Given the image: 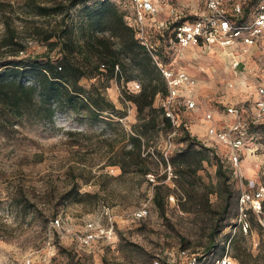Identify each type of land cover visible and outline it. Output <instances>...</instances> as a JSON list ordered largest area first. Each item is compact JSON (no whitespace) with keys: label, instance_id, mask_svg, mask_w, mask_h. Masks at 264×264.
Masks as SVG:
<instances>
[{"label":"rangeland","instance_id":"374dc122","mask_svg":"<svg viewBox=\"0 0 264 264\" xmlns=\"http://www.w3.org/2000/svg\"><path fill=\"white\" fill-rule=\"evenodd\" d=\"M260 1L246 0L244 22L254 20ZM111 2L136 26L132 0ZM71 3L0 0V264H213L224 254L231 256V264H264V121L242 115L245 141L238 164L230 146L209 134L210 127L222 129L236 121L227 106L253 105L258 98L264 39L260 50L246 52L239 44L233 56L223 45H181L174 25L205 10L195 0H173V12L162 4L158 14L148 16L147 42L165 68L196 80L195 105L180 87L172 105L176 130L163 136L150 132L151 155L139 163H149L152 173H123L114 163L124 145L123 129L136 122L137 107L122 99L125 90L139 91L138 79H109L105 93L116 111L98 116L55 108L49 120L40 116L38 100L18 110L5 102L12 81L36 84L39 71L30 69V76L23 77L6 70L10 61L60 55L58 48L48 51L38 33L64 34L72 23L76 31L84 29L85 5ZM9 34H15L16 44ZM75 61L91 71L82 57ZM97 79L85 77L80 83L90 87ZM164 100L158 97L157 103L164 105ZM186 129L214 149L220 172L213 152V164L204 160L199 169L196 162L178 169L160 162L186 146L181 140ZM247 194L250 198L242 202ZM256 200L260 210L253 207ZM110 227L112 234L102 233ZM90 234L93 238H86Z\"/></svg>","mask_w":264,"mask_h":264},{"label":"trees","instance_id":"16d2710c","mask_svg":"<svg viewBox=\"0 0 264 264\" xmlns=\"http://www.w3.org/2000/svg\"><path fill=\"white\" fill-rule=\"evenodd\" d=\"M71 2L72 6L85 5L86 11L82 15L84 29L78 32L75 30L76 23H72L68 27L66 25L64 34L47 30L38 33L37 39L47 45L48 51L58 48L60 55L53 59L46 53L38 55L35 61H32L31 56L10 61L11 66L7 65L6 70L15 71L23 77L30 76V69L39 71L36 84L12 81L9 84L10 89L6 92L5 102L18 110L23 105H31L38 100L42 104L40 116L49 120H52L55 108H69L76 113L86 110L91 115L98 116L105 111H116L115 103L107 99L105 93L109 79L115 78L118 82L138 79L141 82L139 91L125 90L122 99L123 102L128 100L136 105L137 118L130 130L123 129L124 145L119 152V161L114 164L119 165L123 173H152L153 167L149 163L139 166L140 162L151 155L148 151L151 145L149 133L170 135L177 128L171 116L167 115L166 107L157 103L158 97L167 98L169 89L163 72L154 59V48L150 49L141 42L135 28L127 23L125 16L111 0ZM88 2L92 4L86 5ZM246 10L245 7L243 15H247ZM239 22L244 21L240 18ZM99 30L104 33L99 34ZM8 37L14 41L16 36L9 34ZM77 55L82 57L85 67L92 68L91 71H83L80 68L75 61ZM44 56L47 58H43ZM40 57L43 59H39ZM97 76L99 79L91 83L90 87L80 83L82 78L91 79ZM181 140L186 142V146L178 149L170 158H162L161 163L178 169L196 162V169H199V164L204 160L213 164L210 157L213 152L218 172L221 171L222 163L214 149L205 146L197 136H192L188 129ZM157 188H160V185ZM156 200L157 197L155 202L162 208L163 204Z\"/></svg>","mask_w":264,"mask_h":264},{"label":"built area","instance_id":"2783aa9c","mask_svg":"<svg viewBox=\"0 0 264 264\" xmlns=\"http://www.w3.org/2000/svg\"><path fill=\"white\" fill-rule=\"evenodd\" d=\"M135 4L136 26H134L138 38L141 42L150 49L145 36L147 29L146 19L150 15H156L161 10V5L165 4L171 6L170 10L173 12L175 9L170 4L173 0H132ZM204 5V11L195 13L198 15L193 20L179 22L174 26V37L177 42L183 46L194 44H207L213 46L220 44L223 46H231L233 44H243L244 51H248L253 46L260 47L264 39V0H261L257 5L256 16L251 23L239 22L244 14L246 1L236 0H200ZM229 5H232L229 7ZM232 10V13H231ZM176 14V12H175ZM233 15L234 17H231ZM155 61L160 66L163 76L166 79L169 93L164 100V106L167 110V115L172 116V105L179 98V88L184 87L189 92V104L195 105L192 97L196 90V80L187 73H176L173 70L165 68L158 58L153 54ZM239 64V61L235 63ZM140 87V84H136ZM228 114L234 116L236 121L230 127L216 128L210 127L209 134L217 137L219 140L229 145L232 149V159L238 164L240 160L239 150L244 145V124L242 115L249 113L256 121H264V84L258 87V98L254 101L253 105H230L226 107ZM172 118V117H171ZM208 118L212 119L211 113ZM234 133H238L236 136ZM262 192H259V197ZM250 195H244L242 202H246ZM255 210L261 209V202L256 200L253 204ZM58 223L59 220L56 219ZM113 228L110 227L105 230V235L112 234ZM86 238H93V234L86 235ZM199 264V263H198ZM213 264H231V256L228 254L219 255L215 257Z\"/></svg>","mask_w":264,"mask_h":264},{"label":"crops","instance_id":"0c3cea01","mask_svg":"<svg viewBox=\"0 0 264 264\" xmlns=\"http://www.w3.org/2000/svg\"><path fill=\"white\" fill-rule=\"evenodd\" d=\"M196 2H198L199 3V5L197 6L198 8H200L201 7V5L202 6H204L203 5V3H202V1H200V0H195ZM244 1H246V0H244ZM194 13H197V12H194ZM200 44H202V43H200ZM220 44H214L213 46H211V48H215V47H217V46H219ZM191 46H194V45H191ZM239 46V44H233V45H231V46H224L225 47V50H227V52L229 53V55H230V52H231V54H232V56L234 55V50H236L237 49V47ZM213 48V49H214ZM232 48V49H231ZM251 49V51L252 50H255V49H258V50H260V47H257V46H253V47H251L250 48ZM215 51V50H214ZM242 60V59H241Z\"/></svg>","mask_w":264,"mask_h":264}]
</instances>
